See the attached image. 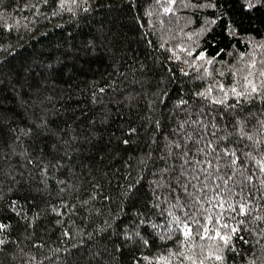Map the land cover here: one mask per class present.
Masks as SVG:
<instances>
[{"label": "trees", "instance_id": "1", "mask_svg": "<svg viewBox=\"0 0 264 264\" xmlns=\"http://www.w3.org/2000/svg\"><path fill=\"white\" fill-rule=\"evenodd\" d=\"M261 71L264 0H0V264H192L179 252L264 264ZM245 76L259 94L229 92L225 105L197 95L244 91ZM201 108L207 132L215 124L231 133L221 143L255 158L242 156L256 173L244 187L251 214L225 213L232 226L246 221L237 251L195 235L181 244L185 213L199 206L172 207L175 194L157 185L176 174L160 169L178 170L166 148L177 121Z\"/></svg>", "mask_w": 264, "mask_h": 264}, {"label": "snow or ice", "instance_id": "2", "mask_svg": "<svg viewBox=\"0 0 264 264\" xmlns=\"http://www.w3.org/2000/svg\"><path fill=\"white\" fill-rule=\"evenodd\" d=\"M172 2L174 3L175 0H172ZM166 11H169V9H166ZM197 58H202V56ZM211 62V60H208L209 64ZM252 67H255V65L253 64ZM205 72H207V69H205ZM248 75H252V73L249 72ZM260 75L264 76V71H261ZM244 80L245 84L242 86L244 91H238L235 86L225 90L224 85L220 84L218 90L224 93L223 97L213 98L211 86L205 91L197 93V95L203 97L205 100H209L212 104L225 105L229 92L238 99L242 96H251L253 93L259 94L257 86L248 79V76H245ZM186 103V101L181 99L177 107ZM203 114V108H201L195 113L196 119H192L193 113L188 112V115L184 119L177 121V126L173 129V132L178 138L174 141H169L166 148L169 149V157L175 156L180 161L178 170H176L174 165H168L160 169L162 174L174 170L176 174L166 184L157 182V185L158 187H167L169 195L175 194L174 199L176 203L172 207L199 206L195 209V213H185L186 220L182 223L181 227L183 236L181 244L193 241L195 235L199 236L200 239H218L223 245V248L220 249L221 251L224 249L237 251L232 242L233 237H238L244 244L249 243L248 239H245L243 235H239L241 230L240 225L245 224L246 221L239 220L235 226H232L227 221L234 219V216L225 218V213L231 212L238 216H249L251 214L252 210L248 205V197L244 194V187L253 183V176L256 173L249 171L246 160L242 159V156L252 160H255V158L250 152H241V149L236 146L239 141L221 143L231 133L217 136L218 129L215 124L211 125L212 131L207 132L208 124L200 119V116ZM156 125L159 127L158 120L156 121ZM131 131L134 132L135 129ZM237 135L239 140L252 139V136L248 135L243 128H241ZM125 143H128V141H125ZM173 147L178 151H171ZM238 153L241 154L238 155ZM161 159H164V157L162 156ZM255 165L260 173H264V157L255 160ZM260 186L264 188V179L260 180ZM237 188H239L238 192L235 191ZM178 189L189 198L188 205H181V196L177 191ZM234 197L239 198L233 203ZM262 198H264V192H262ZM157 199H160L159 194L157 195ZM165 200H167V196H165ZM204 202L212 205V207L205 208ZM213 208L219 210L215 215L213 214ZM201 212L207 213L203 217L205 221L203 224L197 218V215ZM168 214L172 216L173 221L181 224V221L174 213L169 212ZM254 219L264 221V217L262 216H255ZM213 220H215V226L209 228L208 225L212 224ZM192 225L198 226L195 234H193ZM145 243L147 242L145 241ZM216 247L219 248V245ZM177 255L191 260L192 264H196L194 258L185 256L183 252H179ZM208 258H212V254H209ZM214 259L222 262L224 257L220 254H215ZM199 264H204V260L201 259ZM252 264H255V261H252Z\"/></svg>", "mask_w": 264, "mask_h": 264}]
</instances>
